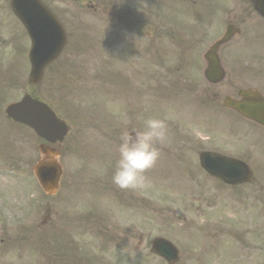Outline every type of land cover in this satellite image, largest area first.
Listing matches in <instances>:
<instances>
[{
	"label": "flooded vegetation",
	"instance_id": "1",
	"mask_svg": "<svg viewBox=\"0 0 264 264\" xmlns=\"http://www.w3.org/2000/svg\"><path fill=\"white\" fill-rule=\"evenodd\" d=\"M242 7L246 12L245 19L247 17L256 18L253 21L246 20L250 25L245 28L243 38L247 42L256 38L259 39L261 51L258 62H254L243 70H229L230 72L225 75L229 83L221 97L222 91H219L216 85H212L211 87H215L212 89L210 87L209 89L211 90L209 92L203 93L205 105L209 108V116L203 120L191 118L189 122L183 121L184 130L181 133L183 147L179 157L170 153V158L161 157L155 164L161 169H165L170 175L172 174V161L181 162V170H174L172 175L182 187L179 200L184 203L200 201L208 188L217 191L220 188L228 187L219 180L209 177L200 169L197 161V156L203 151L201 143L197 139L200 133L207 135L209 144L216 143L215 146H211V150L221 151V153L227 155L235 152L234 144L229 141L230 136L237 134L246 138L252 144V148H255L252 152L246 153V157L257 162L254 166V179L252 180L253 191L264 187V125H258L249 118L242 117L232 109L220 108V102L225 96H230V98L236 100L238 99V91L243 89L246 92L243 104L247 113L260 114L259 116L264 122V18L253 10L250 0H246ZM130 23L132 25V33H137L139 21L132 20ZM147 23L149 25L150 21ZM242 32L243 29H241L240 33ZM166 38L169 40L172 38L178 39L180 35L175 37L167 36ZM220 126H226L227 128V136L222 138L221 141L218 137ZM154 167L152 168L154 169ZM229 188L234 191L235 187ZM251 188L247 186L242 193L250 194L252 192ZM63 199L67 201L58 202V207L62 211L59 212L60 219L58 227L53 234L50 248L56 264H73V251H77L76 256L82 258L85 256L84 251L88 250L84 244L81 227V221L85 219V215L80 213L73 217L69 210L74 208L76 203L70 201L69 197H64ZM6 216V222L11 232L13 233L14 230L19 234L25 235L21 246L22 252L28 258L25 263L42 264V227L44 224L54 225L50 213L48 211L43 212V206L40 202L36 207L31 206L26 213L21 214L18 218L12 217L9 213ZM178 218L179 216L174 214L172 219ZM9 225H12V227ZM5 238L8 237L5 236ZM9 251L10 245L6 244L4 253L9 254ZM89 256H91V252ZM93 257L98 258L101 263L105 262V254L103 253H95Z\"/></svg>",
	"mask_w": 264,
	"mask_h": 264
},
{
	"label": "rangeland",
	"instance_id": "2",
	"mask_svg": "<svg viewBox=\"0 0 264 264\" xmlns=\"http://www.w3.org/2000/svg\"><path fill=\"white\" fill-rule=\"evenodd\" d=\"M61 1L63 3H61L60 5H64V4H69L70 6L71 4L81 5V2L75 3V1L73 0H61ZM6 2L7 0H0V18L2 22V26H0V51L3 54L8 55L9 51L13 47L6 43L1 42V40L9 35L8 34L9 30L13 29L14 23L11 22L7 17V13H6L7 9L4 6ZM111 2L114 3L116 2V0H111ZM83 12L85 11H82L81 13L84 14ZM95 14L100 15V11H96ZM82 18L86 19V17H82ZM97 20H100V17L97 16L89 19L92 26L95 27L98 26V24L95 23V21ZM166 62L169 63L168 61ZM155 63L158 64V66H162V64H164L165 61L155 60ZM2 65L4 68H6L8 65L10 66V68L15 67L13 60L11 58H8V61L6 63H2ZM171 66H168V64H166V68ZM25 67H26L25 73H21V77H19L20 82H22L21 84H19V78L13 79L15 82L13 87H9L8 82L3 83L2 90H10V93L8 94V96H4L0 94V115H2V110L7 103L20 98L24 94V92H26L27 85L25 81L23 83L22 80L24 77L26 78L27 75L26 72H28L29 65L27 61ZM91 68L94 70L95 66ZM173 70H174V66H173ZM155 71L158 74V72L162 70H155ZM93 73H94L93 71L89 72V76L86 78V81L84 83L81 80L78 81V85L83 88V91L81 93L82 98L76 97V100H74L76 106L72 104L71 106L72 111L69 112L70 117L66 118L68 120V121L66 120V122H69L71 129L68 138L65 139L61 144L57 145V147L64 154L65 159L70 158L72 160L73 159L80 160L81 157L83 156V150L87 148V145L89 143H93L94 146L93 150L89 154H87L85 159L83 160V164H87L86 171L89 173V179H95L97 176L100 175V172L103 170H105L108 173L110 169V165H109L110 163H108L110 157L109 156L110 151L105 145L98 146V144L102 142L101 138H104L103 136H101V134H105V133L109 134L108 142L104 144H109V145L115 144L114 142H116V138H113L114 134L111 132H115L117 130V128L116 129L113 128L115 123L114 120L116 118V113L117 112L123 113L126 118V113L127 110L129 109V106L125 108V105L123 109L119 108V105L117 108L116 100L118 99L112 95L113 92H111L108 86L106 87L105 90L104 84H95L96 81L100 83V79H99L100 76L99 75L92 76ZM74 74L75 72L69 71L66 74L57 75L56 80H54L55 85L63 93V95L60 96L61 100L63 101L69 100V97L72 96V103H73L74 93L76 90V87L74 86V77H73ZM67 83L70 85L71 91L62 89V87L66 88L65 84ZM177 89H178L177 92L183 90L182 88L179 87ZM54 96L56 95L54 94ZM160 103L162 105L165 104L163 101H161ZM58 107L63 110L65 109V106L63 105L62 102H58ZM141 112H142V108H140V112H138V115H140ZM160 114L161 116H166L165 113L163 115L162 112H160ZM61 117L65 120V118L62 115ZM104 117H108L111 121V124H108V121L106 119L103 120ZM127 121L129 122L128 117H127ZM106 125L108 126L106 127ZM124 126L125 127L122 128L123 134L126 130L127 124L124 123ZM0 127L1 128L9 127V125L3 119H0ZM89 194L95 196H101L99 189H91ZM214 211L215 209L211 213L213 214ZM215 218L220 221L222 220L223 216L216 215ZM237 218L238 216L234 217L233 215H228V218L226 219L228 221L233 222ZM244 221L247 220L244 219ZM237 225L244 228L243 232L245 234L248 233L247 230L249 226L248 224H245L242 221ZM248 244L251 245V243ZM247 259L251 260V258H247ZM253 259L256 262H261V259L258 258L256 255L253 257ZM217 263L220 264L219 259H217ZM139 264H150V263H147L146 260H142V258L140 257Z\"/></svg>",
	"mask_w": 264,
	"mask_h": 264
},
{
	"label": "clouds",
	"instance_id": "3",
	"mask_svg": "<svg viewBox=\"0 0 264 264\" xmlns=\"http://www.w3.org/2000/svg\"><path fill=\"white\" fill-rule=\"evenodd\" d=\"M168 136L165 119L149 117L143 128L125 133L118 146V159L111 177L112 183L120 189L143 190L150 184L145 173L157 162L160 152L158 143H164ZM80 161L73 159L72 167L78 168Z\"/></svg>",
	"mask_w": 264,
	"mask_h": 264
},
{
	"label": "water",
	"instance_id": "4",
	"mask_svg": "<svg viewBox=\"0 0 264 264\" xmlns=\"http://www.w3.org/2000/svg\"><path fill=\"white\" fill-rule=\"evenodd\" d=\"M11 4L15 13L26 24L33 40V48L30 52V58L33 64L30 80L34 82L39 76L41 64L46 60H49L47 58L41 59L37 57L36 54V52H39L38 49L41 47L39 43L40 39L37 35L38 29L46 25V23L39 17V14L42 12V8L37 0H11ZM8 112L9 115L15 119L27 122L35 126L37 129L45 123L55 125L51 114L44 106L35 101L30 102L25 100L20 104L9 107Z\"/></svg>",
	"mask_w": 264,
	"mask_h": 264
}]
</instances>
